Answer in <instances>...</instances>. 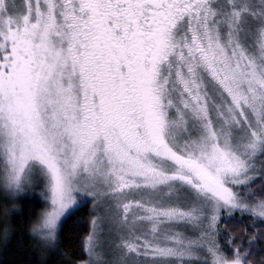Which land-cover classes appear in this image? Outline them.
Wrapping results in <instances>:
<instances>
[{"label":"snow or ice","instance_id":"snow-or-ice-1","mask_svg":"<svg viewBox=\"0 0 264 264\" xmlns=\"http://www.w3.org/2000/svg\"><path fill=\"white\" fill-rule=\"evenodd\" d=\"M258 156L264 0H0V187L39 174L50 239L102 197L113 264H246L215 235L223 211L264 224Z\"/></svg>","mask_w":264,"mask_h":264},{"label":"trees","instance_id":"trees-1","mask_svg":"<svg viewBox=\"0 0 264 264\" xmlns=\"http://www.w3.org/2000/svg\"><path fill=\"white\" fill-rule=\"evenodd\" d=\"M263 179L252 184L251 189L259 193ZM258 198L259 195L255 197ZM17 203L16 212L6 220L5 210L10 205L0 188V264H79L86 259L83 242L93 220L90 203L81 205L64 221L56 253L40 247L30 232L45 205L38 194L25 191ZM218 233L223 250L227 252L229 246L248 249L251 254L247 263L264 264V224L257 219L238 212L230 218L225 216ZM252 238L254 242L249 243Z\"/></svg>","mask_w":264,"mask_h":264},{"label":"rangeland","instance_id":"rangeland-1","mask_svg":"<svg viewBox=\"0 0 264 264\" xmlns=\"http://www.w3.org/2000/svg\"><path fill=\"white\" fill-rule=\"evenodd\" d=\"M262 169H264V156H258V159L256 161V171L253 172V173H250V175H253L254 177L257 178L256 179V182L259 179H263L264 178V172H262ZM0 188H1V191L3 193L4 198L6 199V201H8V203L10 205V207H8V209L5 210V219L6 220L11 215H13L14 212H16L17 205H18L17 200L20 197V195L22 193H24L25 191L32 192V193L33 192L34 193L36 192L38 194V196L40 197V199L44 202L45 205H44L42 211L40 212V214L47 207V204H46V201H45V197L43 195V193L45 191V182L39 176V174L33 175L31 177L29 183H27L25 185L23 191L20 192V193L11 194L8 191H6L5 189H3L2 187H0ZM245 198H247V192L245 193ZM77 199L79 201H81V202L78 203L76 207H74L73 209H71L68 212L67 216L64 217V218H62V220L60 221V223L58 225V230H57V239H56V242L54 244L46 243V242L42 241L41 239H39L37 236H34L33 235L34 238L36 239V241L38 242V244H39L40 247H42L45 250L52 251V253H56L57 252V248H58V244H59V232H60L61 226L64 223V221L71 214H73L76 211V209H78L81 205L86 204V203H90L91 209L93 211V219L94 218H100V228L98 229V231L102 233V235L99 238L100 241H101V246L97 248V252L100 254V261L101 262H107V264H113V260L115 258V253H114V250L112 248V242L114 241L115 236H114V234L112 232L109 231V224L107 222L106 209L109 206L108 205V202L106 200H104L102 197L101 198H97L96 200H93L91 198H85V197H82V196H78ZM237 212L239 214H241L239 211H235L231 216H229L226 211H223V212L220 213V216H221V219L223 217H225V216H227V218H230V217L234 216ZM40 214H39V216H40ZM221 219L217 223V226H216V235H215V239L217 240V242H218L219 245H220V243H219V240H218V236H219V233L218 232H219V223H220ZM205 223H207V222H205ZM181 230H183V229H181ZM92 231H93V228H92V224H91V228H90L89 233L87 234V236ZM198 234L199 233H196V235H198ZM186 235H188L190 237H193L194 236V230L187 229L186 230ZM250 241L254 242L253 238ZM220 247H221V245H220ZM84 252L86 254V259L84 261L80 262L79 264H88V261H89L90 257L86 253L85 248H84ZM225 253L228 254L226 251H225ZM92 259L95 260L96 257H92ZM202 259H203V257L201 256V260ZM140 264H143V261H141ZM191 264H196V262L193 261V262H191ZM246 264H252V263H247V261H246Z\"/></svg>","mask_w":264,"mask_h":264},{"label":"clouds","instance_id":"clouds-1","mask_svg":"<svg viewBox=\"0 0 264 264\" xmlns=\"http://www.w3.org/2000/svg\"><path fill=\"white\" fill-rule=\"evenodd\" d=\"M41 215V214H40ZM39 219L40 216L37 218V221H35L33 223V225L30 227V232L34 235L37 236L39 239H41L42 241L46 242V243H50V244H54L56 242L57 239V233H56V239H50L44 231H41L37 228V225L39 224ZM58 230V228H57Z\"/></svg>","mask_w":264,"mask_h":264}]
</instances>
